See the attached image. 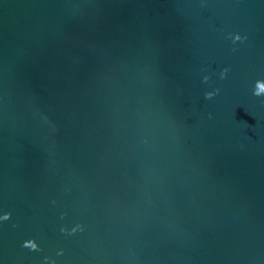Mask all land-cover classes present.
Here are the masks:
<instances>
[{
    "label": "water",
    "instance_id": "water-1",
    "mask_svg": "<svg viewBox=\"0 0 264 264\" xmlns=\"http://www.w3.org/2000/svg\"><path fill=\"white\" fill-rule=\"evenodd\" d=\"M0 264H264V0H0Z\"/></svg>",
    "mask_w": 264,
    "mask_h": 264
},
{
    "label": "clouds",
    "instance_id": "clouds-1",
    "mask_svg": "<svg viewBox=\"0 0 264 264\" xmlns=\"http://www.w3.org/2000/svg\"><path fill=\"white\" fill-rule=\"evenodd\" d=\"M242 39H246V37H241L239 34H236V35H235L234 42H235V41H240V40H242ZM228 71H229V69H227V68H225V69L223 70V72L221 73V78H222V79H223V78H226V75H227ZM207 79H208V77H205V80H207ZM218 93H219V89H216L214 92L206 93V98H211V97H213L214 95H217ZM257 94H259V93H257ZM33 247H35V245H33Z\"/></svg>",
    "mask_w": 264,
    "mask_h": 264
}]
</instances>
